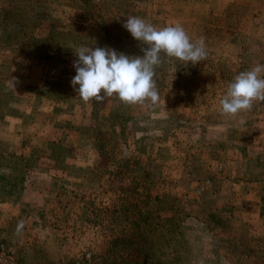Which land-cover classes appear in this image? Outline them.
<instances>
[{
  "label": "rangeland",
  "instance_id": "obj_1",
  "mask_svg": "<svg viewBox=\"0 0 264 264\" xmlns=\"http://www.w3.org/2000/svg\"><path fill=\"white\" fill-rule=\"evenodd\" d=\"M2 2L15 8L31 4V12L19 8L10 14L18 23L27 18L30 25L37 23L36 13L40 18L49 14L50 3L63 4L64 8L40 20L39 32L47 36L45 52L58 43V57L67 59L54 64L32 55L29 59L32 67H56L55 77L45 76V84L54 90L49 95L56 96L60 90L61 98L72 96L76 70L70 60L80 46L108 47L130 57L143 55L141 49L147 46L123 27L130 16L158 30L179 24L192 43L203 38L207 53L195 65L162 53L164 62L155 76L160 97L156 105L126 104L115 94L102 102L93 100L95 122L88 127L97 152L94 163L104 165L94 174L116 188L108 189L104 202L100 193L95 206L96 216L103 207L108 209L104 216L111 225L108 231H75L72 237L53 232L47 243L29 244L23 231H5L20 222V206L13 203L7 209L5 201L9 192L19 194L23 177L16 173L7 183L0 175V242L14 250L15 264H72L85 252L91 253V264H264V234L255 236L264 231V202L257 219L256 211L246 217V206L235 211L238 204H234L235 198L248 193L253 199L264 196V102L256 101L251 110L235 116L222 115L220 105L240 72L264 64V0ZM41 4L42 11L34 13ZM31 32L26 28V37ZM5 61H0L3 69L11 63ZM38 77L26 79L37 85ZM15 123L8 132L30 130L28 124ZM5 127L0 125V156L9 148ZM89 138L68 143L87 148ZM32 144L49 145L42 140ZM58 150L69 154L65 148ZM3 161L0 158V165ZM10 181L15 188H8ZM248 184L253 189L248 190ZM119 190L123 196H117ZM94 222L101 228L102 220L97 217Z\"/></svg>",
  "mask_w": 264,
  "mask_h": 264
},
{
  "label": "crops",
  "instance_id": "obj_2",
  "mask_svg": "<svg viewBox=\"0 0 264 264\" xmlns=\"http://www.w3.org/2000/svg\"><path fill=\"white\" fill-rule=\"evenodd\" d=\"M58 1L60 0H56V2ZM62 5L50 3L46 11L50 14L56 8H64ZM31 6L29 4L21 5L18 8L5 7L2 2L0 11L11 14L21 8L24 12H31ZM42 8L44 7L41 4L34 11L39 9L41 12ZM48 15L42 17L45 18ZM36 17H38V19L36 18L37 23L33 25L29 24L27 18L19 23L0 18V61L6 59L5 62H11L8 65L5 63L4 69V65L0 62V77L2 78H0V125L6 126L5 141L9 142V148L0 156V158L4 157L3 164L0 165V175H5L7 183V179L14 178L16 173H20V176L23 177L19 194L12 195L14 192H9L5 204H7V209L13 203L20 206L18 208L21 211L19 221L24 225L21 231H23L24 240L26 237L29 244L47 243L51 239V235L53 237V232H65L59 237H72L75 235V231H108L111 225H108L104 220L105 215L107 218L108 209L103 207L102 212L96 216L95 206L99 205L100 193L104 202L110 194L108 189L112 187L116 190L112 184H108L94 174L101 171L104 165L94 163L97 152H93L92 140L94 139L90 132L91 129L88 127V125L91 127L90 124L93 125L95 122L91 117L95 108L93 100L85 102L74 90L70 91L72 92L71 97L61 98L60 90L57 91L56 96L49 95L48 93L54 92L50 88L54 85L48 83L53 81H48L47 85L50 86V89H47L45 76H53L52 71L54 72L56 67L53 69L47 66L32 67L29 60L30 55L21 50L26 43V28L32 31L34 37L44 36V33L39 32L43 28V22H40L43 18H40L37 13ZM28 24L31 28L28 27ZM57 45L58 43H56ZM56 46L48 51L50 58H42L40 55L34 58L51 61L53 64L55 60H66L65 56H61L62 59L58 57ZM75 59L77 57L74 52L70 61ZM12 62L14 63L12 64ZM36 74L39 75L37 81L40 84L32 85L30 79L26 78ZM19 77H22L23 83L19 82ZM11 80H13L15 88L12 87ZM15 80H18V83H15ZM59 85L61 86V83ZM70 92H68L69 95ZM15 122L28 124L31 126L30 130L24 132L17 129L19 132H8L13 131ZM86 127L89 130H86ZM81 138H89L91 147L84 148L77 143L70 145L68 143ZM32 140H42L44 145H49L38 148L33 146ZM60 148L67 149L69 154L61 155L58 150ZM232 181L229 183L234 184ZM253 184H248L247 189L251 190V187L253 189ZM7 186L9 189L15 188L11 181ZM240 186L241 184L237 187ZM236 190L238 189L236 188ZM119 191H117V196L120 197V194L123 196ZM114 193L116 194V192ZM240 198L234 199V204H238L235 211L246 206V217L252 211V215H254L256 211L254 217L259 218V214L263 210L264 196L261 195L253 199L248 193ZM149 201H152V198L149 197ZM22 209H24L23 212ZM5 216L7 217V215ZM97 217L99 221L103 222L101 228L94 222ZM6 219L12 221L11 218ZM22 219H25L26 222ZM17 225V221L14 225H6L7 230L5 231L15 232ZM262 234L264 231H257L255 236L261 238ZM247 235L250 236L248 232Z\"/></svg>",
  "mask_w": 264,
  "mask_h": 264
},
{
  "label": "clouds",
  "instance_id": "obj_3",
  "mask_svg": "<svg viewBox=\"0 0 264 264\" xmlns=\"http://www.w3.org/2000/svg\"><path fill=\"white\" fill-rule=\"evenodd\" d=\"M123 27L147 46L141 49L142 56L130 57L108 47L80 46L75 51L77 59L73 61V67L76 75L71 85L85 102H102L105 97L115 94L126 104L150 102L156 105L160 97L155 76L156 69L164 62L162 53L193 65L206 59L203 38L192 43L179 24L158 30L142 18L130 16ZM262 72L264 64H257L234 78L220 101L222 115L235 116L251 110L256 101L264 102ZM11 84L15 88L13 80ZM23 227V222H19L17 232Z\"/></svg>",
  "mask_w": 264,
  "mask_h": 264
},
{
  "label": "trees",
  "instance_id": "obj_4",
  "mask_svg": "<svg viewBox=\"0 0 264 264\" xmlns=\"http://www.w3.org/2000/svg\"><path fill=\"white\" fill-rule=\"evenodd\" d=\"M17 11H21L20 9H17ZM3 11H0V18H5V19H9L10 21H15L18 23V19H14V15H10L8 14L6 11L3 12V14H1ZM16 12V11H15ZM27 41L26 43L24 44L27 45V48L26 46L23 47L21 50L28 53L29 55H32V56H39L40 57L42 56V58H50L49 57V54L47 52L44 51L45 49V40L47 38V36H43V37H34L32 35V33H29L27 34ZM33 42V43H31ZM34 42H37V43H34ZM31 53V54H30Z\"/></svg>",
  "mask_w": 264,
  "mask_h": 264
},
{
  "label": "built area",
  "instance_id": "obj_5",
  "mask_svg": "<svg viewBox=\"0 0 264 264\" xmlns=\"http://www.w3.org/2000/svg\"><path fill=\"white\" fill-rule=\"evenodd\" d=\"M14 250L6 244L0 242V264H15ZM92 255L85 252L82 256L75 259L72 264H91Z\"/></svg>",
  "mask_w": 264,
  "mask_h": 264
}]
</instances>
